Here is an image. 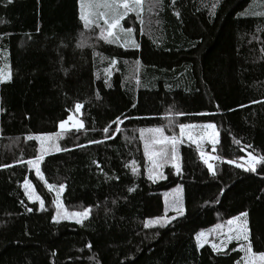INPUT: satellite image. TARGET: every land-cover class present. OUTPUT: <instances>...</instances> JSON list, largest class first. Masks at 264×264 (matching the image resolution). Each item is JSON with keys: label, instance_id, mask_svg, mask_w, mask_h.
Masks as SVG:
<instances>
[{"label": "trees", "instance_id": "trees-1", "mask_svg": "<svg viewBox=\"0 0 264 264\" xmlns=\"http://www.w3.org/2000/svg\"><path fill=\"white\" fill-rule=\"evenodd\" d=\"M80 2L0 0V264H242L233 240L219 252L196 240L241 213L264 252V161L245 170L249 152L264 156V16L253 14L264 0H154L150 23L134 12L132 27L121 21L134 44L119 30L95 38ZM77 103L83 128L64 133L37 173L28 137L57 133ZM165 119L213 124L217 143H180L179 171L149 179L140 132ZM174 188L182 212L165 211ZM56 201L89 214L54 219Z\"/></svg>", "mask_w": 264, "mask_h": 264}, {"label": "snow or ice", "instance_id": "snow-or-ice-1", "mask_svg": "<svg viewBox=\"0 0 264 264\" xmlns=\"http://www.w3.org/2000/svg\"><path fill=\"white\" fill-rule=\"evenodd\" d=\"M145 0H97L96 3H91L88 5L89 11L86 13L82 9V14H81V19L84 21V27L88 28L90 25L99 28V36L101 39H119L120 36L118 34V31L123 33L124 36L129 37V40L126 41V43H133L131 35L133 33L132 28H127L123 29L121 26V21L129 14V13H136L137 17L141 16V13L143 12V5H144ZM154 5H149V9H151ZM213 8L215 7V4L212 6ZM100 9H104V11H100ZM254 15H260L264 16V12L260 13H253ZM100 21H103L101 24ZM112 64H115L116 61L113 59L111 61ZM3 73L0 72V79H3ZM81 108V105L79 103L76 104L75 110L79 112ZM177 115H182L178 113ZM127 118V117H125ZM68 120H72V116L68 117ZM113 123L117 124V131H119V124L122 123L120 120V117H117ZM67 124V121H61L60 122V129L65 130V126ZM74 127L77 129L83 128V123L80 121H76L74 124ZM191 127H195L194 125H184L181 124L179 125L180 128V135L181 137L185 134V130ZM201 127L205 129H213L214 125L213 124H206L202 125ZM104 133L109 132V128L106 127L103 129ZM144 131L141 130V138H144ZM148 132L152 133V137L148 140L145 141V155L148 156V158L152 161V164L154 168H159L160 164L158 163L159 160H167L168 155L164 151L156 152V151H150V145H155V144H171L172 145V152L173 156L172 159L175 160V146L177 143L180 141L177 139L176 136L168 137L164 135L163 128L161 127H155L152 129H148ZM59 135V134H57ZM209 139L211 140V143L213 145V150H215V145L217 143L216 139V133L212 132L208 134ZM38 139L41 142V145L43 146L45 140H48L51 138V134H42L37 137H28V139ZM110 138V137H106ZM189 139H192V135L189 133L188 136ZM203 139V137H201ZM102 141H90V143H101ZM196 142V141H193ZM199 146V144L197 145ZM42 151L44 149L42 148ZM201 157H205V153L201 152ZM217 157H214L212 155H208L207 158L204 159V163L207 165L208 169L210 172L213 171V164L209 163L210 160L216 159ZM43 159V155L37 156L35 159H30L27 161L29 165H32L35 167V170L37 173L40 172L39 168V161ZM243 159V158H242ZM264 161V156H255L251 152L248 153V166L245 168L246 171H256V164ZM229 163H233V161H228ZM135 162H133L134 164ZM239 167H244V165H238ZM174 167L177 168V171H179V165L174 164ZM136 171V168L133 167V172ZM149 179H155L154 176L149 175ZM25 186L29 187V182L25 180ZM51 187V186H50ZM64 185H60V188L63 189ZM129 191H132V189H129ZM175 204L176 201H173ZM31 210V209H29ZM90 209H84L83 212H78V213H71L72 216L76 217H87L89 214ZM165 211L167 212V206L165 208ZM178 212H182V209H177ZM247 213H241L240 216L234 217L228 221L229 225H232L234 221L236 220H241V218L246 217ZM55 219V217H54ZM168 219L172 218H166V217H157L154 221V223H159L161 226H163L164 223L168 222ZM79 223L80 220H77ZM147 226V225H146ZM229 232H232V229H229ZM202 237H204V233L201 232L197 236V240L199 241ZM237 240V241H243L246 243H242L240 245V248L242 251L245 252V259H244V264H264V252L261 253H254L252 250V245L249 239V229L247 227V220L244 219L240 224L237 225V228L235 230V234H229L227 236L226 241L223 242V245L226 246L228 241L231 240ZM212 249L214 251H223V248L215 243L211 245Z\"/></svg>", "mask_w": 264, "mask_h": 264}, {"label": "rangeland", "instance_id": "rangeland-1", "mask_svg": "<svg viewBox=\"0 0 264 264\" xmlns=\"http://www.w3.org/2000/svg\"><path fill=\"white\" fill-rule=\"evenodd\" d=\"M97 0H81L80 2V16L82 14V9L83 11L86 13L87 11H89L88 5L91 3H96ZM154 0H145L144 5H143V17L146 14V22L150 23V20L148 18V10H149V5L152 4L153 5ZM100 11H102V9H100ZM146 12V13H145ZM81 19V18H80ZM135 19L133 17H131V13H129L126 17H125V22L128 24V26H133L135 24ZM82 25L84 27V21L81 19ZM101 24L103 23V21H100ZM92 29H94L92 31V33L94 34L95 38H98L99 36V28L96 27H92ZM99 29V30H98ZM90 31H82V33L78 35V39L83 38V42L84 44H91V40L94 39V37L91 36V40H89L87 38ZM100 37V36H99ZM79 114H80V110L79 112H77L76 110H74L71 114L68 115L72 116V120H68V117L63 120V121H67V124L65 126V130H61L60 129V123L58 124V132L55 134H51V138L48 140H45L43 146L41 145L40 140L36 139V141L38 142V155H44L45 153L49 152V151H53L56 150L59 146H58V141L63 137L62 135L70 130H72V128H76L74 127V124L76 121H79ZM163 122L164 125L161 127L163 128L164 131V135L168 136V137H172V136H176L177 139L180 141L179 143L176 144L175 146V160L172 159L173 156V152H172V145L169 144H155V145H150V151H156V152H160V151H164L167 153L168 158L167 160H159L158 163L160 164L159 168H154L152 161L148 158V156H146V160H147V172L149 175H152L154 177H159L161 174V171L163 169L164 166L167 165H171L174 166V164H178V156H177V148L179 146L180 143H190V144H194L196 147L200 148L201 150L205 149V147L203 146H212L211 140L209 139L208 134L212 133V132H217L215 127L213 129H205L203 127H201L202 125H206V124H210V123H202L201 124H188V125H194L195 127H191L185 130V134L181 137L180 135V128H179V123H177L178 121H174L171 119H165ZM186 125V124H184ZM159 127V126H158ZM155 128V127H152ZM152 128H146L143 129L144 131V138L142 139L143 144H144V149H145V141L150 139L152 137V133L148 132V129H152ZM189 133L192 135V139H189ZM59 134V135H57ZM40 136V135H38ZM62 136V137H61ZM140 136H141V132H140ZM37 137V136H36ZM201 137H203V139H201ZM216 138H217V133H216ZM196 141V142H193ZM199 144V146H197ZM42 148L44 149V151H42ZM207 151V150H206ZM205 151V152H206ZM248 158V157H247ZM32 166V165H31ZM33 167V166H32ZM35 169V167H33ZM29 187L25 186V182H24V189L25 192L28 196L29 199L31 200H37L39 201V198L37 196V194L35 193L34 189L32 188L31 184L29 183ZM165 201H166V206H167V210H173L174 213H177V209H179V204L181 198V191L179 188H174L172 190H170L167 194H165ZM58 198V197H57ZM173 201H176V203L174 204ZM55 218L56 219H70V220H79L81 219V217H76V216H72L71 213H78V212H83V210L80 209H72V207H67L65 205H63L61 202L56 201L55 205ZM244 220V218H241V220H236L233 222L232 225L228 224V221H224V222H220L217 225H214V227H212L209 230H205L202 231L204 233V237H202L198 243L199 244H203L204 242H210L211 245L213 243L221 246L222 248H224L225 246L223 245V242L226 241L227 236L229 234H235V230L237 228V225L240 224L242 221ZM232 229V232H229V229ZM201 233V232H200ZM199 234V233H198ZM198 236V235H197ZM232 241V240H231ZM228 241V242H231ZM234 242H236L238 244V248L241 250L240 245L242 243H246L241 241H237L234 240ZM227 242V243H228ZM227 246V245H226ZM242 253V258H241V263L244 264V259H245V252L241 250ZM256 253V252H254ZM258 254V253H257Z\"/></svg>", "mask_w": 264, "mask_h": 264}]
</instances>
